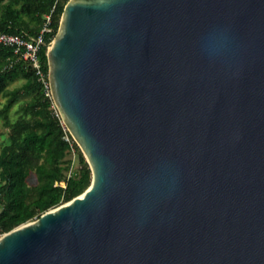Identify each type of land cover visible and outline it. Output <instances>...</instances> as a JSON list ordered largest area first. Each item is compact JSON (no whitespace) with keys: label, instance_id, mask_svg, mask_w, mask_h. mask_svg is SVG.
<instances>
[{"label":"water","instance_id":"water-1","mask_svg":"<svg viewBox=\"0 0 264 264\" xmlns=\"http://www.w3.org/2000/svg\"><path fill=\"white\" fill-rule=\"evenodd\" d=\"M46 47L91 182L0 264H264V0H67Z\"/></svg>","mask_w":264,"mask_h":264},{"label":"trees","instance_id":"trees-1","mask_svg":"<svg viewBox=\"0 0 264 264\" xmlns=\"http://www.w3.org/2000/svg\"><path fill=\"white\" fill-rule=\"evenodd\" d=\"M67 0H0V30L13 33L37 35L42 29L46 15L51 14L49 32L44 41L49 43L58 30L59 20ZM53 9V11H52ZM46 45L39 50V60L47 77L48 63ZM13 59L11 68L2 69ZM17 77L25 80L22 89L33 93L20 107L28 117L10 123L6 110L19 96L21 88L7 90V84ZM21 89V90H20ZM8 99L2 108L5 124L10 127L8 142L0 148V228L9 231L58 204L79 195L90 182L91 170L75 144L76 159L80 166L66 180V187L55 186V181L65 180L70 169L68 143L60 117L51 109L53 101L45 95L32 66L21 58H15L13 49L0 46V96ZM36 173L37 183L28 189L27 172ZM42 210V212H39Z\"/></svg>","mask_w":264,"mask_h":264},{"label":"built area","instance_id":"built-area-1","mask_svg":"<svg viewBox=\"0 0 264 264\" xmlns=\"http://www.w3.org/2000/svg\"><path fill=\"white\" fill-rule=\"evenodd\" d=\"M53 11V9H52ZM51 14L46 15V20L45 23L40 30V32L35 35V36H30L26 33H13V32H5L0 30V46L2 47H9L13 49V53L15 55V58H21L25 61H27L32 68L34 69L36 75L38 76V80L41 82L45 95L51 98V93H50V87H49V81H48V74L47 77L43 73L40 65V60H39V50L41 46L46 45L47 43L44 41V32H49L51 29L49 28V24L51 21L50 18ZM13 59H8V63L4 66L5 69L11 68L14 64ZM52 99V98H51ZM53 111L54 114L58 117H60L59 111L55 107L53 103ZM61 120V117H60ZM61 123L63 125V129L65 131L64 135V140L68 143L69 146V151L71 154V160L72 162L75 161L76 159V148H75V140L73 137L70 135L68 132V129L64 125V123L61 120ZM78 146V145H77ZM71 166V165H70ZM71 167L68 170L66 174V179L65 180H60V181H55V186H59L62 188L66 187V180L71 178ZM3 234H0V237Z\"/></svg>","mask_w":264,"mask_h":264},{"label":"rangeland","instance_id":"rangeland-1","mask_svg":"<svg viewBox=\"0 0 264 264\" xmlns=\"http://www.w3.org/2000/svg\"><path fill=\"white\" fill-rule=\"evenodd\" d=\"M4 66H2V69H4ZM24 82H25V80L23 78L17 77L13 81L8 82L7 90L10 91V90L15 89V88H21L22 89V85ZM32 94L33 93H26L22 89L19 96H17L16 99L11 103L9 108L6 110V117L10 123L16 121L17 119H19L21 117H28L29 116V114L25 113L23 110H21L20 107L22 105H24L31 98ZM7 99H8V95L7 96H0V148L2 145L6 144L8 142V136H9V131H10V127H8L5 124V120H4L3 112H2V108L4 107ZM51 109L53 110L52 106H51ZM67 158L69 160V166L71 165L70 166L71 167V175L73 176L76 173L77 168L80 166V164L78 163L77 159H75V161L72 162L71 154H69ZM68 170H67V172H68ZM26 180H27V187H28V189H30L31 187H33L37 183L36 173L33 170H29L27 172ZM90 182H91V177H90ZM90 182H89V184H90ZM89 184L86 187H84L83 191L89 186ZM67 201H68L67 198H62V200L58 204L52 206L50 209H52V208H54V207H56L62 203H65ZM0 209H1V207H0ZM39 212H42V210H39ZM36 218L37 217L34 216L33 218H31L28 221L35 220ZM5 232L6 231H4L0 228V234H3Z\"/></svg>","mask_w":264,"mask_h":264}]
</instances>
